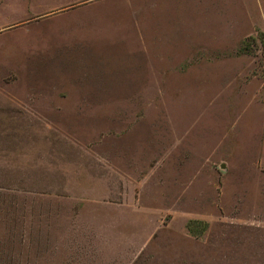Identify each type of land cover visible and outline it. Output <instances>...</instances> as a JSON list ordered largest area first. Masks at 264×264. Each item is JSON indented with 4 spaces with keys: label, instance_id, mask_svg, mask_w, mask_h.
I'll return each mask as SVG.
<instances>
[{
    "label": "rangeland",
    "instance_id": "374dc122",
    "mask_svg": "<svg viewBox=\"0 0 264 264\" xmlns=\"http://www.w3.org/2000/svg\"><path fill=\"white\" fill-rule=\"evenodd\" d=\"M0 264H264V0H0Z\"/></svg>",
    "mask_w": 264,
    "mask_h": 264
}]
</instances>
